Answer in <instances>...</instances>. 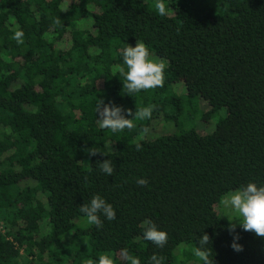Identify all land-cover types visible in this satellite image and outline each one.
<instances>
[{
  "label": "trees",
  "instance_id": "1",
  "mask_svg": "<svg viewBox=\"0 0 264 264\" xmlns=\"http://www.w3.org/2000/svg\"><path fill=\"white\" fill-rule=\"evenodd\" d=\"M163 2L165 16L155 0H0V264H98L104 253L122 264L123 248L141 264L153 254L202 264L192 250L204 234L213 264H264V238L239 223L230 234L217 210L223 194L264 186V0ZM136 41L167 67L162 87L129 94L117 69ZM197 100L203 118L225 110L208 133L182 127ZM98 101L127 119L156 110L113 133L97 123ZM168 122L179 130L155 134ZM107 159L112 176L100 170ZM97 194L116 212L100 229L80 212ZM145 219L168 234L163 248L143 239Z\"/></svg>",
  "mask_w": 264,
  "mask_h": 264
},
{
  "label": "clouds",
  "instance_id": "2",
  "mask_svg": "<svg viewBox=\"0 0 264 264\" xmlns=\"http://www.w3.org/2000/svg\"><path fill=\"white\" fill-rule=\"evenodd\" d=\"M155 9L160 16L167 15L169 9L163 0H155ZM60 19H56L54 24H59ZM17 45L24 44V32L16 26L12 37ZM99 49L90 50V54H99ZM123 64L118 66V72L124 77L123 88L129 94L148 91L157 87H162L164 84V72L167 67V61L159 58H154L150 53L149 48L145 43L136 41L135 47L127 45L121 49ZM131 96V95H129ZM103 105V107H102ZM156 110V106L149 104L148 106L136 108L133 119L125 118V113L128 116H133L131 110L122 109L120 107L104 104L103 101H98L95 107V112L99 119L97 123L101 129H110L111 132H123L125 129L129 131L137 127L134 121L151 119L152 113ZM11 128H5L6 134H11ZM149 133V129L144 127L141 129L140 136L137 139L135 148L137 151L142 150V145L139 142ZM111 150V145H104ZM89 156H95L100 151L96 147L85 149ZM101 154V153H100ZM83 163V162H81ZM100 170L107 176H112L115 167L112 160L107 159L100 163ZM136 183L139 186L147 187L146 179H137ZM221 203L230 208L238 215L239 227L245 232H252L257 237L264 238V186H257L256 183L249 182L245 186H241L236 190L228 192L221 200ZM80 212L86 217L89 225H94L97 229L103 227V222L100 219L102 214L107 220L111 221L116 218V212L110 203H107L100 195H94L90 202L80 206ZM140 227L143 229V239L150 241L158 248H163L168 241V234L165 231L157 229L155 223L150 219H145ZM237 225L230 222L228 231L235 232ZM239 239L238 234L233 236L231 247L234 251H243V247L235 241ZM211 241L207 234L202 235L198 239V246L192 251L202 264H213L212 251L209 247ZM122 264H141L140 259L129 252L127 248H123L119 252ZM211 257V258H210ZM83 264H97L93 259H87ZM98 264H116V261L107 253L101 254L98 259ZM149 264H165V257L153 254L150 257Z\"/></svg>",
  "mask_w": 264,
  "mask_h": 264
},
{
  "label": "rangeland",
  "instance_id": "3",
  "mask_svg": "<svg viewBox=\"0 0 264 264\" xmlns=\"http://www.w3.org/2000/svg\"><path fill=\"white\" fill-rule=\"evenodd\" d=\"M197 102H199L198 104L199 107L197 106V104L195 105L191 104L190 106L188 104V106L185 107L184 112L180 116V121L182 120L181 124L183 125L181 126L185 129L192 127L196 129L197 131L198 129H202L201 130L202 132L208 133L213 129L215 123L225 115V110L223 108H220L217 111H215L213 114H210L207 118H203L201 111L207 108L206 103L202 100L200 101L197 100ZM155 130H156L155 134H159V133L162 134V133L177 132L179 130V127H176L173 122H168V123H161L160 128L155 127ZM148 135L149 134H147L146 136ZM227 193L223 194L220 197L219 203L217 204V210L219 213V217L228 223L230 222L232 224L239 223V221L236 220L238 219V215L234 211H232L230 208L225 207L221 203L222 198Z\"/></svg>",
  "mask_w": 264,
  "mask_h": 264
}]
</instances>
